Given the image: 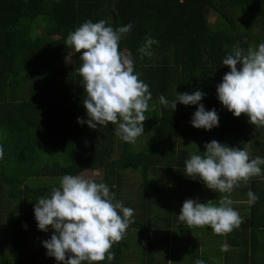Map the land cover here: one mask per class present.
I'll use <instances>...</instances> for the list:
<instances>
[{"label":"trees","instance_id":"obj_1","mask_svg":"<svg viewBox=\"0 0 264 264\" xmlns=\"http://www.w3.org/2000/svg\"><path fill=\"white\" fill-rule=\"evenodd\" d=\"M210 15L215 18L213 29ZM89 20H104L114 30L133 25L130 34L121 39L119 50L131 54L135 73L152 94L141 135L149 137L146 149L135 150L133 144L123 141L116 135L117 125L92 129L87 123H78V118L88 119L83 106L86 92L78 72L82 60L80 53L66 45V39ZM148 37L159 43L151 46L150 57L141 58L139 49ZM262 42L264 0H0V145L4 148L0 225L9 227L6 237L0 235V264H58L43 246L53 230L38 228L34 213L38 199L50 197L64 175L91 173L102 176L110 191L118 194L115 199L121 201L119 189L125 172L141 178L140 202L121 201L133 210L138 206L128 227L140 237L138 264H167L169 240L171 264L184 256L177 246L195 264L194 240L178 239L177 231L183 229L175 224L179 201L193 199L198 190L208 195L212 190L186 176L185 162L192 154L203 155L206 143L221 138H241L249 143L250 158L264 159V127L250 124L246 115L235 117L217 95V85L230 71L223 59L236 48L246 54L250 46ZM67 59L72 60L70 65L65 64ZM196 90L205 93L201 101L205 109L215 108L218 113L219 126L210 131L191 124L198 105L178 102L174 110L159 102L161 95L171 102L180 93ZM181 136L193 138L199 150L185 148ZM227 141L223 144L236 146ZM43 151L50 159L40 163L38 156ZM260 167L264 173V165ZM31 178L56 182L36 187L27 183ZM243 186L246 195L251 190L259 199L253 206H244L248 221L218 237L226 238L229 247L239 248L236 264H254L255 250L264 245V179L253 178ZM152 194L159 197L158 203L167 200L161 217L144 199L151 200ZM153 211L168 228L163 234L146 226L153 221L154 216L149 217ZM31 231L40 233L37 243L29 240ZM157 247L162 252L155 253ZM130 249L124 238L113 245L114 260L99 264H124L122 258ZM157 254L162 262H157Z\"/></svg>","mask_w":264,"mask_h":264},{"label":"clouds","instance_id":"obj_2","mask_svg":"<svg viewBox=\"0 0 264 264\" xmlns=\"http://www.w3.org/2000/svg\"><path fill=\"white\" fill-rule=\"evenodd\" d=\"M106 24L104 20L96 23L89 20L70 32L66 39V45L80 53L82 60L78 72L86 92L83 106L88 119L78 118V123H87L92 129L98 125H117L116 135L135 144L144 133V122L148 120L145 112L150 110L152 94L149 85L135 73L131 54L119 50L120 41L130 34L132 23L115 30ZM158 43L151 37L146 38L139 49L141 58L150 57L151 46ZM223 65L230 71L217 85L219 101L235 117L246 115L250 124L264 127V42L250 46L246 54L239 48L234 49L233 54L223 59ZM204 96L205 93L196 90L192 94L180 93L171 102L161 95L159 102L165 107L170 104L174 110L178 102L198 105L191 124L210 131L219 126V116L215 108L205 109L201 103ZM205 148L203 155L192 154L186 160V176L218 192L219 206L212 200L202 203L186 199L178 217L190 229L210 227L214 234L227 236L244 223L232 207L230 194L241 185H248L253 178L264 179L260 167L264 159L250 158L246 147L222 145L216 140L206 143ZM3 159L4 148L0 145V161ZM247 197L243 203L249 206L259 199L251 190ZM34 213L39 230H53L43 246L58 264H99L114 260L113 245L125 238L129 225L134 222V210L117 201L106 183H97L84 175L62 176L59 187L52 189L50 197L38 199ZM229 250L227 244L221 245L222 252ZM195 264H204V261L198 259Z\"/></svg>","mask_w":264,"mask_h":264},{"label":"rangeland","instance_id":"obj_3","mask_svg":"<svg viewBox=\"0 0 264 264\" xmlns=\"http://www.w3.org/2000/svg\"><path fill=\"white\" fill-rule=\"evenodd\" d=\"M214 19L215 18L213 15H210L208 17L210 29H213L212 27H214V21H215ZM5 29L7 31H10L12 29L16 30V28H9V27H6ZM71 62H72L71 59H67V62L65 64L70 65ZM182 136L179 137V140L184 142L183 145L185 148L194 149L195 151L199 150V147L197 145H194L195 140L193 138H187V137H182ZM227 140L228 139H222V138L216 139V141H218L222 145H223V142H226ZM148 141H149V137L147 135H143L137 139V142L135 144H133L134 145L133 147L135 150L146 149ZM227 142H229L230 145L231 144L236 145L234 147H238L241 149H243L244 147H246L248 149V147H249V143L245 142L241 138H232V139H229ZM43 152L44 153H41L38 156L40 163H45L47 160L50 159L49 155L47 154V151H43ZM84 176L94 179L97 183L103 182L102 176H99V175H95V174H91V173H85ZM140 181H141V178L136 173H129V172L124 173V177L122 178L123 184L121 185V187L119 189V196H120V199L122 202L126 201L130 204H132V203L138 204L140 202V193H139V190L141 188L140 187ZM54 182H56V179L55 180L50 179V178L27 179V183L29 185L36 186V187L37 186L38 187L50 186ZM19 188H21V187H19ZM112 188L115 189L116 187L113 185ZM174 188H175V190L173 192H176V186ZM166 190L169 191V189H166ZM196 193L197 192H194L193 199H195V197L198 196ZM115 195H116V197L118 196L117 193H115ZM152 195L153 196H152L151 200H149L146 196L144 199L148 200L147 202L150 203V206L152 207V209L154 211H156L157 215H159L161 217L163 215L162 211L164 210L163 206H166L167 200L164 202L160 201V203H158L156 201L159 200V197L157 195L155 196L154 194H152ZM201 196L204 197L205 194H203ZM184 201H183V199L179 201L180 207L178 209L179 210L178 216L180 215L181 208H182ZM212 202H215V200L212 199ZM213 204L217 205L218 203L215 202ZM218 206H219V204H218ZM134 211L138 212V206H136L134 208ZM154 211H153V215L150 214V216H149L152 218L154 216L152 223L147 224L146 226L150 227L152 230H155L156 232H158L160 234H163L165 232V230L168 228L165 225L163 226V223L159 219L157 220V217H155ZM175 222H176L175 224H177V226L184 225V223L179 220V217H177ZM169 229H170V227H169ZM24 230H26V229H24ZM0 231L2 232V233H0L1 237L4 238V237H6V234L9 231V227L0 225ZM200 231L202 233H205V234H209V235L212 234V230L210 227L201 228ZM31 232H32V235L29 237V240H31V242L33 241L34 243H37L39 241V239L41 238L40 233L35 232V231H31ZM139 238L140 237H139V235L135 229H132V228L127 229V234L125 236V239L128 241L131 248H133V249H130L129 251H127V253L125 252V255L122 258V261L124 262V264H138L139 263L140 249H141V246L139 247ZM136 246H137V248H136ZM138 248H140V249H138ZM159 251L162 252V249H160ZM161 258H162L161 255L157 256V259H161ZM168 259H169V257H168ZM170 259H171V257H170ZM160 262H162V261H160Z\"/></svg>","mask_w":264,"mask_h":264},{"label":"crops","instance_id":"obj_4","mask_svg":"<svg viewBox=\"0 0 264 264\" xmlns=\"http://www.w3.org/2000/svg\"><path fill=\"white\" fill-rule=\"evenodd\" d=\"M246 188L241 185V187L234 190L233 193L230 194V198L233 200L232 207L238 211L243 218L244 221H248L247 212L245 210L246 203H243V201H246L248 199L247 195L245 194ZM198 196L195 197V200H199L202 203H207L209 200H215L216 203L219 204V197L220 194L218 192L212 191L211 195H208L205 190H198L196 193ZM205 194L204 197L201 195ZM226 195V194H225ZM213 202V203H215ZM217 204V206H218ZM183 229L180 231H177L178 239L183 240H194L193 246H192V253L198 255L199 260H203L204 264H236L234 261V256L238 255L239 248L237 247H229L228 252H222L221 251V245L227 244L226 238L224 237H218V235L214 234L212 231V234H205L200 231L201 228H188L185 224L181 226ZM172 230V229H171ZM171 232V231H169ZM262 240V234L260 236ZM171 239V238H169ZM252 241L251 237H249L248 241ZM170 241V240H169ZM264 243V241H263ZM171 243H168V257L167 263H172V257L170 259V253H171ZM160 248H155V253L160 252ZM194 250V251H193ZM178 253H183L182 261L175 262V264H193L190 263L189 257L187 253L183 252L179 246H177ZM242 251V250H241ZM159 254H157L158 256ZM225 255H229L230 258L226 259ZM256 260L254 264H264V245L262 244L258 249L255 250ZM233 257V258H232ZM161 259H157V262L159 263ZM197 259V260H198ZM159 260V261H158ZM250 263V261H249Z\"/></svg>","mask_w":264,"mask_h":264}]
</instances>
